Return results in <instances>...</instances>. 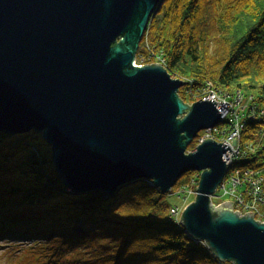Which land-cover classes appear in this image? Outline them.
<instances>
[{"label":"water","instance_id":"1","mask_svg":"<svg viewBox=\"0 0 264 264\" xmlns=\"http://www.w3.org/2000/svg\"><path fill=\"white\" fill-rule=\"evenodd\" d=\"M164 0H0V134H42L58 179L72 194L151 180L168 194L200 172L181 224L220 262L264 264V223L212 196L233 149L205 139L223 122L215 100L186 103V82L162 64L137 65Z\"/></svg>","mask_w":264,"mask_h":264},{"label":"trees","instance_id":"2","mask_svg":"<svg viewBox=\"0 0 264 264\" xmlns=\"http://www.w3.org/2000/svg\"><path fill=\"white\" fill-rule=\"evenodd\" d=\"M157 52L187 89L212 82L255 91L264 105V0H164L137 59ZM184 90L179 95L190 103ZM260 112L244 115L247 154L238 166L264 175ZM161 193L145 179L119 188L111 199L99 191L72 194L58 179L42 134H0V241L31 243L20 264H231L169 216Z\"/></svg>","mask_w":264,"mask_h":264},{"label":"built area","instance_id":"3","mask_svg":"<svg viewBox=\"0 0 264 264\" xmlns=\"http://www.w3.org/2000/svg\"><path fill=\"white\" fill-rule=\"evenodd\" d=\"M138 66H144L138 64ZM207 93H205L206 95ZM235 95V94H234ZM218 102L217 108L222 113L223 121L229 126V134L221 141L215 138L217 128L203 131L196 138L201 145L205 139H213L218 143L228 145L233 152L227 151L224 158L228 163V172L223 179L222 184L217 188L212 196V202L215 206L231 201L234 203V211H240L241 216L246 213H255L256 221L264 223V175L258 168H252L246 165L238 166V163L246 157V149L242 144V134L245 124L244 115L249 111L252 116L263 115V112L257 113L255 110L241 108L239 97H223L214 89L209 90V95L203 100ZM216 130V131H215ZM215 134V137H214Z\"/></svg>","mask_w":264,"mask_h":264},{"label":"rangeland","instance_id":"4","mask_svg":"<svg viewBox=\"0 0 264 264\" xmlns=\"http://www.w3.org/2000/svg\"><path fill=\"white\" fill-rule=\"evenodd\" d=\"M162 52H157L158 56H146L141 58V60L137 59L138 64L141 65H152V64H162L164 68L167 70V63L166 58L162 56ZM210 64L215 65V60H211L209 62ZM216 69L221 67V63L216 64ZM168 71V70H167ZM181 80V79H180ZM186 82V81H185ZM187 83V82H186ZM184 93L187 97H189L190 103L193 102H199L200 100L204 99L209 95V90H216L218 91L220 95L223 97H234L238 96V101L240 102L241 108H246V110L253 109L257 113L262 111L264 109V105L260 104L258 102V96L259 94L255 91H242V90H235V89H222L217 84H214L212 82H207L206 87L195 89L192 87H189L187 89V85L183 87ZM205 93H207L205 95ZM235 94V95H234ZM206 101V100H203ZM193 103V104H194ZM262 108V109H261ZM247 113H250L249 111ZM253 115V114H252ZM227 122L223 121L221 124L217 125L215 128H217L218 135L214 134V137L217 139V141H221L225 136L229 134V126H227ZM216 131V130H215ZM231 131V130H230ZM202 134V133H201ZM264 135V134H263ZM216 141V140H215ZM196 144L194 149L188 148L187 154H190L191 152L195 151L197 149L199 141L196 139L194 141ZM190 149V150H189ZM189 181L188 182H181L180 181L184 178L182 177L178 184L171 190L168 194H163L165 196L164 200L165 203H163L162 207H166L167 213L169 216L174 220L181 224V217L184 212V210L193 202H195L197 198V189L199 188V182L201 179V173L200 172H189ZM151 186V185H150ZM153 186V184H152ZM163 200V199H162ZM161 200V202H162ZM22 244V245H20ZM30 242H13L10 240L7 241H0V264H20L19 262L23 259V256H26L28 254L27 249L30 246ZM234 264V263H231Z\"/></svg>","mask_w":264,"mask_h":264},{"label":"bare ground","instance_id":"5","mask_svg":"<svg viewBox=\"0 0 264 264\" xmlns=\"http://www.w3.org/2000/svg\"><path fill=\"white\" fill-rule=\"evenodd\" d=\"M224 161L226 162L225 158H224Z\"/></svg>","mask_w":264,"mask_h":264}]
</instances>
